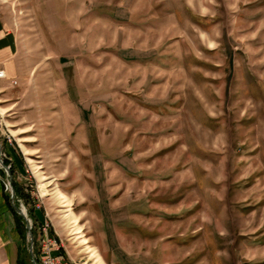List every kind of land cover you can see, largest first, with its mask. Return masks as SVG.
I'll return each instance as SVG.
<instances>
[{
	"label": "rangeland",
	"instance_id": "1",
	"mask_svg": "<svg viewBox=\"0 0 264 264\" xmlns=\"http://www.w3.org/2000/svg\"><path fill=\"white\" fill-rule=\"evenodd\" d=\"M0 16L18 40L0 180L29 196L11 198L26 264L48 242L69 264H264V0H0Z\"/></svg>",
	"mask_w": 264,
	"mask_h": 264
},
{
	"label": "crops",
	"instance_id": "2",
	"mask_svg": "<svg viewBox=\"0 0 264 264\" xmlns=\"http://www.w3.org/2000/svg\"><path fill=\"white\" fill-rule=\"evenodd\" d=\"M18 40L0 16V68L8 78L17 74ZM20 215L0 180V264H26ZM27 258V256H26Z\"/></svg>",
	"mask_w": 264,
	"mask_h": 264
},
{
	"label": "built area",
	"instance_id": "3",
	"mask_svg": "<svg viewBox=\"0 0 264 264\" xmlns=\"http://www.w3.org/2000/svg\"><path fill=\"white\" fill-rule=\"evenodd\" d=\"M6 79V74L3 69L0 68V80ZM5 189H10L9 183H4ZM49 247V242L46 244ZM45 244L42 246L39 262L36 264H69L66 260H64L61 256L54 255L51 249H47Z\"/></svg>",
	"mask_w": 264,
	"mask_h": 264
},
{
	"label": "trees",
	"instance_id": "4",
	"mask_svg": "<svg viewBox=\"0 0 264 264\" xmlns=\"http://www.w3.org/2000/svg\"><path fill=\"white\" fill-rule=\"evenodd\" d=\"M5 164H7V160L4 161ZM10 172L13 174V167L11 166L10 168ZM12 186H13V189H14V192H15V199L17 200L18 198H23L25 202L28 201V195H25L24 192H23V188L17 184L16 182H12ZM32 233H33V236H34V232H33V229H32ZM21 264V263H20Z\"/></svg>",
	"mask_w": 264,
	"mask_h": 264
},
{
	"label": "water",
	"instance_id": "5",
	"mask_svg": "<svg viewBox=\"0 0 264 264\" xmlns=\"http://www.w3.org/2000/svg\"><path fill=\"white\" fill-rule=\"evenodd\" d=\"M0 156H1V147H0ZM0 165L6 170V171H8V167H5L4 165H3V163H2V161H1V159H0ZM11 198L13 199L14 198V191L12 190L11 191ZM13 207H14V209H15V211L19 214V215H21L23 218H24V214H23V212L20 210V208H17V207H15L14 205H13ZM28 236L30 237V249H32V238H31V232H30V229H28ZM33 263H34V261H33Z\"/></svg>",
	"mask_w": 264,
	"mask_h": 264
},
{
	"label": "bare ground",
	"instance_id": "6",
	"mask_svg": "<svg viewBox=\"0 0 264 264\" xmlns=\"http://www.w3.org/2000/svg\"><path fill=\"white\" fill-rule=\"evenodd\" d=\"M0 167H2V166H0ZM85 243V242H84Z\"/></svg>",
	"mask_w": 264,
	"mask_h": 264
}]
</instances>
